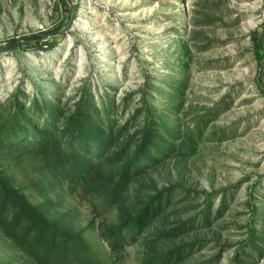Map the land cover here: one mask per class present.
Wrapping results in <instances>:
<instances>
[{"label":"rangeland","instance_id":"obj_1","mask_svg":"<svg viewBox=\"0 0 264 264\" xmlns=\"http://www.w3.org/2000/svg\"><path fill=\"white\" fill-rule=\"evenodd\" d=\"M15 197L97 264H264V0H0V264H48Z\"/></svg>","mask_w":264,"mask_h":264},{"label":"trees","instance_id":"obj_2","mask_svg":"<svg viewBox=\"0 0 264 264\" xmlns=\"http://www.w3.org/2000/svg\"><path fill=\"white\" fill-rule=\"evenodd\" d=\"M257 47L261 48V44H258ZM40 50L46 51V49L43 47H41ZM257 57L259 58V60L261 59L258 53H257ZM52 119L55 120L54 117H52ZM91 119L94 120L93 118H91L90 112L85 111L84 107L82 105H79L76 115L70 120L68 124H66V126H64L65 129L62 135L64 137L70 135V142H69V146L71 147L70 153H75L74 149H75V144L77 143H79V145L81 146L83 145L82 152L83 150L85 151L89 145V142L92 140V142L95 143L94 145H97V150H96L97 154L101 155L106 149L105 146L107 144L109 145L112 142L113 139L112 134H110V136H104L103 140H101L102 138L99 136L100 132L97 130V126H94ZM53 123L55 122H53L52 120V122L50 123L51 126ZM13 131L16 132L15 134L11 131L14 140H16L19 137L27 138L32 136L34 137V141L39 143L40 146L48 147L49 145H53V148L49 150L53 153L54 150L58 151L60 149V147L56 145L57 142L55 140H52V138H48L49 136L47 135L46 131L41 133H38L37 131L32 132L31 130H29V128L21 126L20 123L18 122L14 124ZM111 132H113L112 129ZM151 135L152 132L148 131L147 137L145 139L146 145L144 144V146H142L140 150L141 152L140 154H144V157L147 156L149 151H146L144 153L146 149L143 147L151 144V137H149ZM82 137H84V139H82ZM92 151L95 150L92 149ZM55 155H60V154H55ZM140 157H142V155ZM140 157L137 160H142ZM148 160L149 159H147L146 161ZM126 173L127 171H125L124 176L126 175ZM15 200L19 203V207L21 209L20 214H18L15 219V223H14L15 226H17L20 223L21 215H27L30 218L33 227H35L36 230L39 231V233L36 235L34 239L35 240L34 248L36 247L43 248L42 257L46 260L48 264H97L94 261L89 260L88 258L80 257L73 251H70L68 249V244H67L68 243L67 241H69V239L65 237L64 234L60 232L54 225H48L43 220V218L37 213L36 208L28 207L26 201L23 199L17 200V198L15 197ZM136 221L138 222V220ZM31 231H33V229L30 227L29 232L26 235V237H24L23 241L26 242V240L30 237ZM127 231L129 232V230ZM48 235L50 237V240L48 242L49 244L45 246L44 238H46V236ZM109 239H111L115 245V243L117 244L119 241H121L122 233L120 231L114 230L111 232Z\"/></svg>","mask_w":264,"mask_h":264},{"label":"water","instance_id":"obj_3","mask_svg":"<svg viewBox=\"0 0 264 264\" xmlns=\"http://www.w3.org/2000/svg\"><path fill=\"white\" fill-rule=\"evenodd\" d=\"M32 39H34V38H30V39H25V40H22V41H26V42H29V41H31ZM12 47V46H11Z\"/></svg>","mask_w":264,"mask_h":264}]
</instances>
